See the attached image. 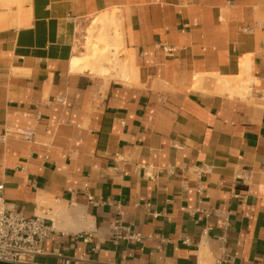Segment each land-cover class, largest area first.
Instances as JSON below:
<instances>
[{
	"label": "crops",
	"instance_id": "1",
	"mask_svg": "<svg viewBox=\"0 0 264 264\" xmlns=\"http://www.w3.org/2000/svg\"><path fill=\"white\" fill-rule=\"evenodd\" d=\"M113 9L132 71L71 70ZM25 10L0 29V181L6 209L51 227L30 262L264 264V0Z\"/></svg>",
	"mask_w": 264,
	"mask_h": 264
},
{
	"label": "built area",
	"instance_id": "2",
	"mask_svg": "<svg viewBox=\"0 0 264 264\" xmlns=\"http://www.w3.org/2000/svg\"><path fill=\"white\" fill-rule=\"evenodd\" d=\"M23 134L30 137L33 131L26 130ZM3 190L0 181V260L30 263L29 257L40 252V244L49 236L51 227L43 216L28 217L21 211L6 209ZM214 264H231V259L221 256Z\"/></svg>",
	"mask_w": 264,
	"mask_h": 264
},
{
	"label": "bare ground",
	"instance_id": "3",
	"mask_svg": "<svg viewBox=\"0 0 264 264\" xmlns=\"http://www.w3.org/2000/svg\"><path fill=\"white\" fill-rule=\"evenodd\" d=\"M2 1V0H1ZM9 3H1L2 6H10V3H16L14 0H7ZM27 1V0H26ZM17 4V3H16ZM6 6V7H7ZM117 10L104 11L101 14L94 17L86 31L88 32V37H86V45L85 51L79 53L78 55L74 54L71 56L69 60V66L71 70L74 71H84L87 70L90 73L100 72L107 73V67L103 65L105 60L109 56L108 47H106L109 41V31L107 29V23L112 20V17L115 18V14ZM28 20L27 12L19 11L14 14V16L8 15L5 12H0V29L5 28L9 24H17V26H21ZM98 23H103L102 26L98 25ZM102 42L104 43L103 45ZM125 58V66L129 70L132 71L133 61L131 60V56L127 55ZM113 60V59H112ZM113 65H118L117 60H113ZM218 83L222 87H229V81H227L224 77L218 78ZM239 86L229 87L233 91H238ZM32 263V262H30Z\"/></svg>",
	"mask_w": 264,
	"mask_h": 264
},
{
	"label": "rangeland",
	"instance_id": "4",
	"mask_svg": "<svg viewBox=\"0 0 264 264\" xmlns=\"http://www.w3.org/2000/svg\"><path fill=\"white\" fill-rule=\"evenodd\" d=\"M16 1V3H10V6H2L1 3H9L7 0H0V12H5L8 15L14 16V14H16L19 9L20 11H24L25 10V5H26V0H14ZM116 10V9H113ZM101 14V13H100ZM115 14V18L112 17V20L110 22H106L107 23V29L109 31V41H108V45L106 47H108V51H109V56L107 59L102 60L103 65L105 67H107V73H100V72H93L92 74L95 75H102V76H111L114 75L116 72L120 75L126 76V74L130 73L129 69L126 68L125 66V58L128 54V50L125 47V43H124V28H123V20L121 19V16H117L118 15V11H116ZM99 15V14H98ZM97 16V15H96ZM94 16V17H96ZM90 18L86 21L85 25H83L82 29L79 30V34H78V39L76 42V46H75V53L76 55H78L79 53H82L85 51V45H86V37H88V32L86 31V29L88 28V26L90 25L91 20L94 18ZM103 23H98V25L102 26ZM16 27L17 24H9L7 25L5 28L7 27ZM3 29V28H2ZM104 43L102 42L101 45H103ZM117 60L118 61V65H113V60Z\"/></svg>",
	"mask_w": 264,
	"mask_h": 264
},
{
	"label": "water",
	"instance_id": "5",
	"mask_svg": "<svg viewBox=\"0 0 264 264\" xmlns=\"http://www.w3.org/2000/svg\"><path fill=\"white\" fill-rule=\"evenodd\" d=\"M0 264H33V263H17V262H9L0 260Z\"/></svg>",
	"mask_w": 264,
	"mask_h": 264
}]
</instances>
